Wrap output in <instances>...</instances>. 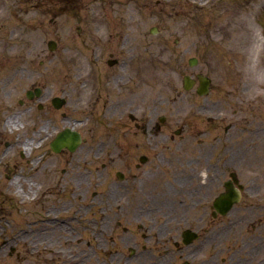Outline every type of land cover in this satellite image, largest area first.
Listing matches in <instances>:
<instances>
[{
  "label": "flooded vegetation",
  "instance_id": "obj_1",
  "mask_svg": "<svg viewBox=\"0 0 264 264\" xmlns=\"http://www.w3.org/2000/svg\"><path fill=\"white\" fill-rule=\"evenodd\" d=\"M130 1H48L52 26L69 5L79 21L82 60L73 73L82 76L78 88H72L70 77L53 82L28 61L19 63L21 71L16 66L0 76V184L3 178L19 180V192L0 194V255L19 264H264V148L262 141L258 144L263 127L255 109L262 97L254 94L258 84L250 70L257 63L264 66V36H240L244 50L238 57L240 39L225 31L231 14L226 0L206 2L211 10H202L218 14L198 25L206 21L216 36L194 40L210 51L204 72L210 93L201 98L197 92L203 74L199 57L195 67H189L190 58L183 59L189 71L181 75L194 81L193 99L186 108L180 105L175 124H168L158 110L166 100L160 83L152 98L151 41L145 46L146 37L130 30ZM184 2L191 6L187 0L179 4ZM119 11L122 30L101 26L107 16L118 18ZM222 15L225 20L212 28ZM63 31L55 36H68ZM227 53L245 67V73L234 74L237 82L228 77L231 62L217 66L212 61L214 55L224 60ZM178 96L182 100L183 92ZM251 96L247 117L243 103ZM237 97L239 109L230 113L231 98ZM76 111L84 115L78 160L85 181L81 171L70 176L61 167L78 149L55 150L59 132L72 126ZM106 123L110 126L103 130ZM234 129L255 135L257 164L251 173L256 170L254 179L261 182L257 191L248 184L253 192L241 191L240 201L221 212L215 201L237 169L231 157ZM87 170L95 172L93 192H88L93 184ZM25 180L37 186L25 189ZM10 182L3 183L6 189ZM5 225L14 231L8 234Z\"/></svg>",
  "mask_w": 264,
  "mask_h": 264
},
{
  "label": "rangeland",
  "instance_id": "obj_2",
  "mask_svg": "<svg viewBox=\"0 0 264 264\" xmlns=\"http://www.w3.org/2000/svg\"><path fill=\"white\" fill-rule=\"evenodd\" d=\"M48 1L50 2L51 0H41L42 3L37 0H0V76L12 71L16 66H18V69L21 71L22 66H20L19 63L21 61H28L27 65L34 66L39 70H44L46 73L44 76L53 78V82L58 83L60 79L58 80L57 78H61L65 81V78L70 77L72 88H78V82L80 83L82 76L74 75L73 73L75 72H73L71 66H81L82 38L76 36L75 30L76 27L80 26L79 21L73 18V16H75L74 8L72 5H69V11L58 18V23H54V26H52L53 24L50 23L49 20L54 17V11L50 9V4L48 6ZM54 1L56 0H53V2ZM57 1L60 3V0ZM132 1L134 2L130 1L128 3L132 16L130 30L134 36L146 37V41L144 42L145 46L150 41L152 43L151 47H149L152 55L147 56V60H149L150 63L148 69L150 70L149 73L151 76L152 98L154 99L157 94L156 91L159 83L162 86H166L163 90L164 93L167 94L165 95L166 100L160 104L161 107L158 108V110L168 115V124H174L172 119H175L181 110L178 109L177 105L186 107V104L190 103L192 98L191 93L184 92L182 100L177 99L175 93V90L179 88V77L181 74L188 73L189 71L186 62L183 64V59L187 60L189 57L198 56L199 63L197 69H201L202 72L206 71L207 60H211L210 51L199 47L194 40V36H216L214 33L215 29L206 27V21H203V24L200 25H198V23L201 20H207L209 22L210 18L218 14L216 12H206L202 10H211L210 5H213L214 1L217 0H196L197 3L201 4L200 7L190 2L189 4L191 6H188L185 3L186 1L180 5L179 3L183 2V0ZM206 2L210 4L209 7L203 4ZM226 2L228 5L226 9L230 10L231 14L226 21L227 23L224 25L225 31L228 34L227 36H238L240 39V44L237 45V52L239 53L238 57H241L242 51L244 50V42L240 36H246V39L250 36H264V0H226ZM201 10L204 14V18L199 17ZM224 20L225 17L222 15L221 19L211 24V27H219ZM100 24L105 29L106 27H112L115 30H122L124 24H122L121 11H119L118 18L107 16V18L100 21ZM152 27L157 30L155 35L149 34V29ZM57 30H64L63 34L65 35L68 33V36H55ZM221 33L222 32H219V36ZM49 40L57 42V47L54 52H49L47 49V42ZM216 57H218V55H214L212 61L217 66H226L228 62H231L227 67L230 81L235 79L237 82L239 80L238 77L235 78V73L246 72L245 67L240 65L239 60L236 62L231 61L228 53L224 60L220 57L216 59ZM30 61L35 63L33 65L29 64ZM40 62H42V64ZM250 70L255 74L256 78L254 83L257 85L261 80L259 77H261L260 71L262 70V64L257 63L253 65ZM171 86H173V88H170ZM258 86H256L255 91L258 90L259 92H254V94L258 97L261 95L262 101L260 100L257 102L255 109H257L259 113V121H261L260 124L263 127V130L259 133L258 144L262 141L264 148V75L262 82L258 83ZM170 89L173 91L171 92ZM215 92L217 93V89ZM236 93L239 92L236 91ZM213 94L214 92H212L211 97H214ZM178 98L180 97L178 96ZM251 99L252 96L246 98V101L243 103V105H245L247 117L250 113L248 112V104ZM176 101H179V103ZM235 101L238 103L240 100L238 97L231 98V110L238 108ZM163 104L165 105L162 108ZM230 113L232 112L230 111ZM78 115L80 117L72 118V125L74 124V120H81L84 118V115L81 116V113ZM260 124L258 122L259 126H261ZM109 126V123H106L103 130H106ZM77 128L79 129V125H76V129ZM254 136L253 134H247V132L241 133L236 129L232 130L231 157L232 165L237 167L236 171L238 172L240 182L246 184V187H248V184H254L253 190L257 191L261 179L258 181L254 179L256 170H253V173H251V170L254 169L255 164H257L256 157L258 149L256 146L258 144L253 146L251 143L255 141L253 140ZM80 157H82L81 146L75 152L72 161L61 167L67 168L70 176L74 175L73 172L81 171L82 173L78 176L85 181L84 165L81 160H78ZM2 167L1 161V172H3ZM89 167L90 166H88V168ZM85 173L88 178L91 179L90 183L93 184L88 187V192H93L97 189L95 186L97 181L93 180L95 178V172L89 174L87 170ZM1 178H3V176ZM7 182H10V180H5L3 178L0 184V194H2L1 192H8L7 194L13 195L12 192H15V189L10 185L11 182L8 183L9 189H6V184L3 185V183ZM14 183L15 182L12 184ZM28 183L29 181L27 180L23 181L25 189L26 187L33 189L35 188L34 185L37 186V181L34 182V185L32 184L33 186H30V183ZM41 188H43V186H41ZM253 190L251 188L248 189L249 192H253ZM5 226L8 230V234L14 231L12 230L14 227L10 228L11 226ZM0 258H3L0 260V264H19L22 262L15 261L10 257H4L2 255H0ZM23 264H30V261H24Z\"/></svg>",
  "mask_w": 264,
  "mask_h": 264
},
{
  "label": "water",
  "instance_id": "obj_3",
  "mask_svg": "<svg viewBox=\"0 0 264 264\" xmlns=\"http://www.w3.org/2000/svg\"><path fill=\"white\" fill-rule=\"evenodd\" d=\"M49 47H50V49L53 48L51 45ZM63 141H71L72 145L70 146V149L74 150L75 147L79 144L80 139L76 133L72 132V133H70V135L69 134L66 135V138L65 139L63 138Z\"/></svg>",
  "mask_w": 264,
  "mask_h": 264
},
{
  "label": "bare ground",
  "instance_id": "obj_4",
  "mask_svg": "<svg viewBox=\"0 0 264 264\" xmlns=\"http://www.w3.org/2000/svg\"><path fill=\"white\" fill-rule=\"evenodd\" d=\"M15 183H16V179H15ZM18 188V187H17Z\"/></svg>",
  "mask_w": 264,
  "mask_h": 264
}]
</instances>
